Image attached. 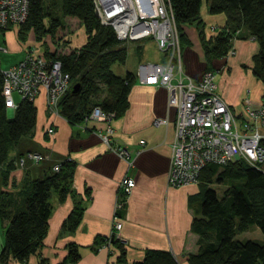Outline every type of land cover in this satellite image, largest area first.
Instances as JSON below:
<instances>
[{
  "label": "crops",
  "instance_id": "1",
  "mask_svg": "<svg viewBox=\"0 0 264 264\" xmlns=\"http://www.w3.org/2000/svg\"><path fill=\"white\" fill-rule=\"evenodd\" d=\"M201 18L208 37L227 25L226 16L212 15L206 2ZM185 32L189 44L183 54V72L194 81H199L207 71H214L213 66L218 70L217 73L224 74L218 83L220 76L216 73L218 91L241 121L249 107L248 103L258 107L263 99V94L260 97L247 84L249 80L258 81L252 73L253 57L259 52L258 43L243 35L234 43L236 55L213 60L209 64L197 26L187 25ZM85 39L87 41L86 34ZM9 42H5V48ZM35 42L34 34L32 44L22 43L14 35L10 51L22 54L18 62L33 49L42 55L35 48ZM142 42L138 48L147 54V58L128 71L135 76L129 94V108L113 122L114 142L132 152L129 161L111 151L101 138L99 131L105 130V123L89 121L83 125L72 124L61 114L49 111L47 90L40 89L35 100L38 113L33 137L23 138L10 153L8 162L29 152L42 154L45 159L41 163L27 161L24 167L16 166L13 169L6 164L0 166V199L9 195L10 199L21 205V194L27 181L44 178L55 165L67 158H72L76 165L71 185L73 193L65 201L60 200L57 192L53 194L49 233L28 262L11 257L5 263L0 261V264H125L121 260L123 250L126 251V264L142 261L150 250L170 251L179 264H190L189 255L199 253V235L192 230L195 216L200 210V201L195 202L194 199L200 192L199 183L182 188H172L169 184L178 112L177 96L165 87L142 82L144 76L141 75V66L165 65L168 58L153 39ZM153 49L161 52L159 58L151 56ZM13 112V109H9L11 116ZM157 121L163 123L157 125ZM51 127L56 129L54 135L48 133ZM142 141H145L144 145ZM125 175L136 181L121 216L123 229L120 237L127 244L123 248L116 244L99 248L102 239L109 237L114 230L120 183ZM77 202H81L84 208L83 219L74 232L65 231L64 223ZM12 210L16 212L17 208L13 207ZM8 226L9 221L0 217L1 251L5 246ZM251 229L255 232L260 230L257 227ZM258 238L262 241L264 236ZM71 246H75L80 254L76 262L69 260Z\"/></svg>",
  "mask_w": 264,
  "mask_h": 264
},
{
  "label": "trees",
  "instance_id": "2",
  "mask_svg": "<svg viewBox=\"0 0 264 264\" xmlns=\"http://www.w3.org/2000/svg\"><path fill=\"white\" fill-rule=\"evenodd\" d=\"M171 2L183 54L189 44L185 32L187 25L195 24L200 31L209 64L228 56L231 50H235L234 43L245 35L259 45V52L253 57L252 73L264 84V0ZM205 2L212 15L223 14L227 18L226 27L215 30L210 37L205 32L201 18ZM59 13L65 18L78 20L79 27L84 28L87 41L81 47L70 50L61 48L62 42L67 43L66 36H56L67 27L62 24ZM47 18L51 20L48 28L45 24ZM11 28L14 27L0 28V31ZM16 28L22 42L32 32L37 41L51 34L53 42L60 47L55 52L47 50L46 56H42L61 61L63 71L71 77L70 88L59 104L60 114L64 118L72 124L83 125L97 107L107 113H114L115 119L125 114L129 108V94L135 76L130 72L125 76L117 75L113 68L127 62L128 49L126 42L118 38L111 26L101 23L94 0H30L29 17ZM77 84H80V88L74 93L72 89ZM37 113L35 101L21 100L13 115L9 114L0 68V166L6 164L10 169L16 168L15 161L8 162L9 155L23 138L33 137L37 127ZM58 165V171L52 168L44 178L27 181L21 194V205L10 198L7 202L3 196L0 199V217L9 221L5 246L0 254L3 263L11 257L28 262L31 255L41 248L49 233L53 194L57 192L60 200L65 201L73 193L71 185L75 176V161L67 158ZM198 183L200 192L194 199L195 202L200 201V210L195 216L192 230L199 235L200 250L198 254L189 255V263L264 264V239L255 241L237 238L252 227L259 228L264 236V167H254L243 159L227 165L209 164L202 170ZM13 207L17 208L16 212H13ZM83 215L82 203L77 202L63 229L74 232ZM101 243L99 248L114 244L123 248L126 245L115 233L102 239ZM79 259L76 247L71 246L70 262ZM121 260L127 263L125 250ZM133 264L179 262L170 251L150 250L142 261Z\"/></svg>",
  "mask_w": 264,
  "mask_h": 264
},
{
  "label": "built area",
  "instance_id": "3",
  "mask_svg": "<svg viewBox=\"0 0 264 264\" xmlns=\"http://www.w3.org/2000/svg\"><path fill=\"white\" fill-rule=\"evenodd\" d=\"M97 16L101 23L111 26L118 38L125 42L153 39L158 49L166 53L167 64L141 66L142 82L161 86L175 93L178 112L175 122L172 165L169 184L182 188L198 184L202 170L209 164L227 165L245 160L254 167L264 165V98L258 107L249 105L246 116L240 121L237 114L220 95L216 83V72L207 71L199 81H194L182 70V45L178 24L171 0H94ZM30 13V0H0V28L23 25ZM239 34V32H237ZM0 49H4L0 46ZM235 54L231 50L229 56ZM2 71V70H1ZM3 95L6 106L16 109L21 100L35 101L41 88L47 90L49 111L60 114L59 104L70 88L71 77L63 71L61 61L39 55L33 49L18 64L2 71ZM114 113L95 108L86 122L106 124L99 131L103 141L121 159L129 161L132 152L114 142ZM157 121L156 124H162ZM55 127L48 130L50 135ZM142 145L145 141L141 142ZM21 160L35 163L44 161L45 156L29 152ZM59 170V165L53 167ZM136 186V181L125 175L120 183V198L116 204L113 233L125 244L120 232L123 221L120 212L125 208ZM1 254V250H0Z\"/></svg>",
  "mask_w": 264,
  "mask_h": 264
},
{
  "label": "rangeland",
  "instance_id": "4",
  "mask_svg": "<svg viewBox=\"0 0 264 264\" xmlns=\"http://www.w3.org/2000/svg\"><path fill=\"white\" fill-rule=\"evenodd\" d=\"M58 15L61 18L62 24L65 27H67L66 29H63V31H61L60 34H58L56 36L59 38L66 36L67 43L62 42L61 48H65L67 50H70V48L81 47L84 44V42L86 41L85 34H84L85 33L84 28L79 27L80 23L78 22V20H73V18H65L62 16L61 13H59ZM50 23H51V20L49 18H47L45 21L47 28L49 27ZM17 32H18V30L16 27L11 28L10 30L0 31V46L4 45L3 46L4 49H6V48L9 49L7 51L4 49H0V62H1L0 68L2 71H5V70L11 68L12 66H14L13 64L18 62L19 58L22 56L21 53L10 51L11 43L13 42V36L15 35V36H17V39H19ZM9 33H10V35H9ZM9 40L11 42H9L8 47L6 46V48H5V42L9 41ZM53 40L54 39H52L51 34H46V36L42 39V41L35 42L36 43L35 48L37 50H40L42 55L46 54L47 50H49L51 52H53L54 50H58V48H60V47L58 46L57 43H54ZM22 43L32 44L33 43V32L30 34V36H28L27 40L25 42H22ZM142 44H143L142 41H137L135 43L126 42V47L128 49V59H127V62L125 64H117L114 66L113 71L117 75H125L128 71H131L132 68H136V66H138L140 64V62H143L144 60H146L147 54L145 52H143V50L138 48V46L142 45ZM60 53H62V52L60 51ZM236 53H237V51H235V54H233L232 56H229V54H228V56H226L224 58H231L234 55H236ZM150 54L153 57L159 58L161 52L157 49L156 50L153 49L150 52ZM21 61H19V62H21ZM212 68L216 73L218 72V70L216 68H214V66ZM234 72L236 73L235 70H234ZM217 75L220 76V78L218 77V79H217V82L219 83L221 78L223 79L224 74L217 73ZM254 81L255 82H251L249 80V82L247 81V84L249 83L248 86L250 88H254L253 89L254 92L258 93V95L261 97V95L264 92V84L259 80L258 81L254 80ZM15 99L17 101H19L21 99V97L18 93L15 94ZM248 104L252 105L250 102ZM244 116H246V115H244ZM11 153H12V151H11ZM25 155H27V154H25ZM25 155L21 156L15 160V165L17 167H24L25 166V165L24 166L20 165L21 160L26 157ZM9 157H10V155H9ZM27 161H31V160L27 159L26 162ZM263 167H264V165H263ZM7 192L11 193V191H9V190ZM4 197H5L6 202H7V200L9 199V195H4ZM262 236H263V234L261 233L260 230H259V232H255V230L251 229L248 232H244V233L239 234L237 236V238L240 240H251V239H253L255 241L256 240L260 241L258 237H262Z\"/></svg>",
  "mask_w": 264,
  "mask_h": 264
},
{
  "label": "water",
  "instance_id": "5",
  "mask_svg": "<svg viewBox=\"0 0 264 264\" xmlns=\"http://www.w3.org/2000/svg\"><path fill=\"white\" fill-rule=\"evenodd\" d=\"M79 88H80V84H77V85H75V86L73 87L72 91H73L74 93H77V92L79 91Z\"/></svg>",
  "mask_w": 264,
  "mask_h": 264
},
{
  "label": "bare ground",
  "instance_id": "6",
  "mask_svg": "<svg viewBox=\"0 0 264 264\" xmlns=\"http://www.w3.org/2000/svg\"><path fill=\"white\" fill-rule=\"evenodd\" d=\"M8 109H10V108H8ZM11 110V109H10Z\"/></svg>",
  "mask_w": 264,
  "mask_h": 264
}]
</instances>
